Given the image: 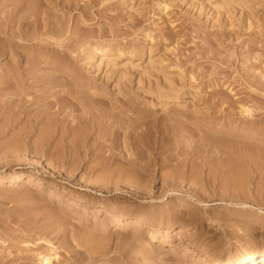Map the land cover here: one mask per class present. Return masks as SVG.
Instances as JSON below:
<instances>
[{"label":"rangeland","instance_id":"obj_1","mask_svg":"<svg viewBox=\"0 0 264 264\" xmlns=\"http://www.w3.org/2000/svg\"><path fill=\"white\" fill-rule=\"evenodd\" d=\"M11 2L0 0V20ZM30 4L63 23L66 53L44 52L35 74H61L72 100L50 81L51 90L28 88L16 118L0 107V264H42L44 254L51 264H209L212 252L233 260L263 251L264 214L238 205H264V0H22L21 11ZM44 41L24 38L21 55ZM7 53L2 67L14 63ZM239 105L254 109L255 127H244ZM146 162L143 179H131ZM19 172L35 182L11 184ZM100 201L164 223L125 227L90 212ZM62 224L94 237L79 238L90 245L79 256L61 246L65 236L72 243ZM151 233L167 243L147 242ZM149 247L167 259L141 256Z\"/></svg>","mask_w":264,"mask_h":264},{"label":"bare ground","instance_id":"obj_2","mask_svg":"<svg viewBox=\"0 0 264 264\" xmlns=\"http://www.w3.org/2000/svg\"><path fill=\"white\" fill-rule=\"evenodd\" d=\"M11 1V0H10ZM21 1L22 0H13V2H11L10 4V6H12V8L11 9H13V11L12 12H10L9 11V13L7 12L6 13V15H4L3 17H2V20H0V58L1 57H3L7 52H9V53H11V55H13V57H15V60H13L14 61V63L13 64H11L12 66H8L7 67V65L5 66H3V67H5V68H3L2 66H0V68H1V70H2V72L0 71V101H2L1 103H0V107L1 108H3L4 109V105H6V107H8L9 108V110H8V108H7V110L8 111H10V112H12L13 113V117H15V114L16 113H19V111H20V108H21V105L23 104V99H25V97H27V95L30 93V91H27L28 90V88H30L31 86H33V84H35L36 86H38L37 84H49L50 83V81L52 82V81H54V82H56V83H61V85L62 86H60V87H56V88H52V91H53V89H56L57 90V88H58V90L61 88V92H62V94L61 95H63L64 97H66V98H68V99H70V100H72V90L70 89V88H72V87H69L68 88V86H70V84L69 85H67V87H66V83L68 82L66 79H68L67 78V75H68V73L66 74V78H65V80L66 81H64V79L63 78H58L57 77V75H61V74H55L54 72H52V71H54L53 69H49L50 71L48 72V71H45L44 73H43V71H41V73L43 74H41L40 73V71H39V73H38V75L37 74H35V72H36V70H38V69H40L39 67H38V63H40L41 61V59H42V57H44V52H48V51H51V52H54V54H55V52L57 53V55L58 54H60L61 52L64 54V52L63 51H60V50H58V47H61L62 46V44L61 43H65V42H60L62 39H61V36H62V31H63V29H64V27H63V23L61 22L60 23V19H58L59 21H56V19L54 20H49V13L48 12H46L45 10H42L41 8V10H42V12H44L45 14L43 15V16H41V17H39V12H40V10L38 9V8H36V7H33V8H31L32 6H34L35 4V6H37V2L34 4V5H32L31 6V4H30V7L29 6H27L26 8H31V10H27V11H21L22 9H25V8H22V6H21ZM41 4H43V3H40V5L38 6V7H40V6H42ZM52 17V16H51ZM41 18V19H40ZM62 21V20H61ZM52 22V23H51ZM30 26H32V30H31V32H28L29 31V28H30ZM40 27H41V30H39L40 29ZM37 35V36H36ZM40 37H44L45 38V40L46 41H44L43 43L44 44H42L44 47H42V48H38V49H36V48H34V50H32V51H34V52H32L31 51V53L29 54V57L27 58V56H26V58L23 56V55H21V50H23L24 51V48H27V44H25V43H23L22 42V40L24 41V38L25 39H31V40H34V39H38V38H40ZM22 39V40H21ZM36 44V43H35ZM60 44H61V46H60ZM28 46H29V44H28ZM41 47V46H40ZM57 47V48H56ZM36 49V50H35ZM60 49V48H59ZM27 50V49H26ZM106 52H107V50H102V53H105L106 54ZM24 53H26V52H24ZM29 53V52H28ZM61 53V54H62ZM8 54V53H7ZM62 54V55H63ZM66 54V53H65ZM64 54V55H65ZM26 55V54H25ZM56 55V56H57ZM55 56V55H54ZM53 56V57H54ZM59 56L60 55H58L57 57L59 58ZM23 57H24V59H23ZM52 57V58H53ZM53 58V60L54 61H58V58ZM61 57V56H60ZM66 57H67V59L66 60H69V56L68 55H66ZM52 58H51V60L50 61H52ZM64 58V56H62V59ZM12 59H14V58H12ZM26 62V63H28V66H25V64H23V62L24 61ZM61 60V59H60ZM64 60V59H63ZM63 60H62V62H63ZM12 61V62H13ZM11 62V63H12ZM69 62V61H68ZM4 63V62H3ZM9 63V62H8ZM22 64L24 65V67L22 66ZM1 65V64H0ZM3 65V64H2ZM57 66V65H56ZM45 70H47V69H45ZM57 71V70H56ZM58 73H63V72H58ZM65 73V72H64ZM64 73L62 74V76L64 75ZM70 76H71V74H69ZM65 76V75H64ZM72 78V77H71ZM165 80H167L166 81V83H167V86L170 88V89H172V85H171V81L169 80V79H165ZM49 81V82H48ZM61 81H63V82H61ZM69 81H71V80H69ZM171 83H170V82ZM48 82V83H47ZM168 82H169V84H168ZM53 84V86L55 85V83H52ZM41 85V86H42ZM59 85V84H58ZM40 86V87H41ZM51 86L50 84L49 85H47V88H49V87ZM56 86V85H55ZM54 86V87H55ZM39 87V86H38ZM44 87V86H43ZM52 87V86H51ZM31 89V88H30ZM46 89V88H45ZM50 90H51V88H49ZM41 91H43L44 90V88H43V90L42 89H40ZM48 90V89H47ZM45 91V90H44ZM30 94H32V93H30ZM15 97V98H14ZM34 97V96H33ZM32 97V98H33ZM12 98H14V99H16L18 102L16 103L15 102V106H13L12 107V105L11 104H13L12 102H14L15 100H13ZM30 98H31V96H30ZM7 99H12V101H10V100H7ZM234 99V98H233ZM236 99V98H235ZM234 99V101H236ZM26 100H27V98H26ZM14 105V104H13ZM223 105V104H222ZM225 106V105H224ZM224 106H221L222 107V109L224 108ZM240 106V105H239ZM221 107H220V109H221ZM1 111H2V109H0ZM6 110V109H5ZM6 110V111H7ZM22 110V109H21ZM4 111V110H3ZM8 111H7V113H8ZM221 111V110H220ZM254 111V109H252V108H250V107H248V106H240L239 107V110H238V115L239 116H241V118H243V119H246L247 121L246 122H248V123H244V127L247 125V126H249L250 128L252 127H255V124H258V123H256V121L252 118L254 115H253V112ZM21 113V112H20ZM221 113V112H220ZM0 114H1V112H0ZM9 114V113H8ZM7 114V115H8ZM18 115H20V114H18ZM17 115V116H18ZM11 116V115H10ZM10 116H9V118H10ZM16 116V117H17ZM12 117V118H13ZM15 117V118H16ZM12 118H10V120L12 119ZM14 118V119H15ZM255 121H253V120ZM9 119H8V121H10ZM13 120V119H12ZM11 120V121H12ZM254 122H252V121ZM258 122V121H257ZM11 123V122H10ZM9 123V124H10ZM259 123H261L260 121H259ZM7 124V123H6ZM246 124V125H245ZM260 125V124H259ZM6 126H8V124L6 125ZM223 126L224 125H222L221 126V128H222V130H221V128H219V132H221V131H223L224 130V128H223ZM247 126H246V129H247ZM263 126V125H262ZM262 126L260 125V128H262ZM248 127V129H250ZM259 127V126H258ZM218 129V128H217ZM3 130V129H2ZM251 130V129H250ZM1 131V130H0ZM250 132V131H249ZM258 134V133H257ZM257 137V136H256ZM256 137L254 136V138L256 139ZM259 138H261L260 137V135H259ZM252 140H254V139H252ZM257 140V139H256ZM258 140H260V139H258ZM256 150H257V148H256ZM258 151V150H257ZM259 152V151H258ZM261 156H262V154H261ZM261 156H259V158L261 157ZM104 157V156H103ZM102 157V158H103ZM101 158V159H102ZM262 158H264V157H262ZM261 159V158H260ZM263 160V159H262ZM102 161V160H101ZM106 161H108V158H105L104 157V160L102 161V162H106ZM264 161V160H263ZM126 162L128 163V164H130V165H133V166H137L138 164L134 161V160H129V159H127L126 160ZM147 162L142 166V168H143V173H138V174H134V175H131L132 176V178L131 179H133V180H141V179H143V175H146V173L148 172V168H147ZM23 176H25V180L27 181V183H34L35 182V177L31 174V173H28V174H26V173H22V172H19L18 174H16L15 176H13L11 179H10V182H11V184H13V183H18L19 181H22V179H23ZM131 176H129V177H131ZM5 178H0V181H3ZM40 179H42L41 177H40ZM53 188L55 189V188H57V186L56 185H53ZM77 189H79V190H89V191H92V192H94V190H91V189H89L88 187H78ZM97 195H101V193H99V192H97L96 193ZM168 194H171V196L172 195H176V196H179V195H181V193L180 192H178V191H175V190H171ZM188 197H189V199H191V200H195V198H193L192 196H190V195H188ZM65 200H68V199H72V200H74V199H77L78 200V198L72 193V194H66V197L64 198ZM141 202L142 203H149L150 202V199L149 200H147V199H142L141 200ZM185 203H190V201H185ZM199 204H201V202L199 201L198 202ZM87 205V204H86ZM238 206H240V208H251L252 210H255V211H257L258 213H260V214H264V205L263 206H253V205H248L247 203H245V202H240V204L238 205ZM90 209V212H94V213H97V214H104L105 213V215L107 214V215H109L110 217H112V219H114V220H117V221H124L123 223H124V226L125 227H135L136 229H137V231H138V228H144L146 225H151V227H152V230L153 231H158L159 229H160V225H162L163 223L162 222H159V221H154V220H152L150 217H142V216H134V215H130V214H117V213H114L112 210H109V209H107V206H106V204L104 203V202H98L97 204H95L94 206H92V207H90L89 208ZM161 212V211H160ZM161 216H162V214H163V211L161 212V213H159ZM106 215V216H107ZM180 217H183V215H180ZM66 224V223H65ZM63 226L62 227H64V229L62 230V232L63 233H61L62 235L64 234V236L65 235H67L66 234V229L69 227V226H67V224L64 226V224H62ZM165 232L166 233H170V231L168 230V224L165 222ZM71 227V226H70ZM256 227V226H255ZM255 227H254V224H253V228H252V230L253 229H255ZM262 227V226H261ZM66 228V229H65ZM134 228V229H135ZM77 228H73V227H71L70 228V233L68 234V235H70V238H69V240L70 241H72V243L71 242H68L67 240H68V238H67V236H65V238L62 240V244H61V246L62 247H64L65 249L67 248V250H69V248L71 249V252L72 253H77L76 251H78L77 250V247L78 246H81L82 248H83V245H84V248H83V250L85 249V246H90L89 245V242H88V244L87 243H85V241H83L84 242V244L83 245H81V243L78 241L79 240V238L81 239V241L85 238V235H87V237H86V239L85 240H89V237L88 236H90L91 234H89L88 235V233L87 234H85L84 235V238L82 239L81 237H83V235L81 236L80 235V237H79V234H78V232H80V230L81 229H77ZM69 230V229H68ZM68 230H67V232H68ZM133 230V229H132ZM134 231V230H133ZM132 231V232H133ZM137 231H136V233L134 234L133 233V236H131L130 238H133V240L135 239H137V238H139V234L137 233ZM141 231V230H140ZM61 232V231H60ZM177 232H182V230L181 229H177ZM80 234H82V232L80 233ZM99 234V233H98ZM124 234V233H123ZM129 235H127L128 237L127 238H129V236H130V233H128ZM132 234V233H131ZM141 234V233H140ZM195 234V233H194ZM189 235L190 236V238L192 237V236H194L195 237V235ZM5 235H6V233H5ZM92 235H94V234H92ZM97 234H95L94 236H96ZM7 236V235H6ZM16 236V235H15ZM121 236V235H120ZM93 237V236H92ZM91 236H90V238H92ZM97 237L99 238V241H100V237L101 236H99V235H97ZM123 237H125V236H123ZM196 237H198V236H196ZM88 238V239H87ZM94 238V237H93ZM118 238H120V237H118ZM126 238V237H125ZM125 238H123L121 241H124L125 240ZM126 238V239H127ZM72 239V240H71ZM102 239V238H101ZM121 239V238H120ZM158 239V240H157ZM168 239V236L167 235H165V236H163V237H155V235L154 234H150V236H149V239L147 240V242H150V241H157L159 244H164L165 242H166V240ZM198 239H199V237H198ZM133 240H132V242H133ZM192 240H194L195 241V238H192ZM196 240H197V238H196ZM101 241H103V240H101ZM125 241H127V240H125ZM124 241V242H125ZM128 241H129V239H128ZM140 240L138 239L137 240V242L136 243H138ZM193 241V242H194ZM91 242H93V240L91 241V239H90V243ZM130 243H131V241H129ZM196 242V241H195ZM197 242H199V240L197 241ZM130 243H128V244H130ZM136 243H135V246H136ZM167 243V242H166ZM87 244V245H86ZM127 244V242H125V245ZM125 245H123V247L125 246ZM132 245H134V244H132ZM130 246V245H129ZM80 247V248H81ZM87 248V247H86ZM125 248H126V246H125ZM79 249V248H78ZM88 249V248H87ZM124 249V248H123ZM129 249V248H128ZM130 249H131V247H130ZM141 249V248H140ZM145 249V248H144ZM89 250V249H88ZM139 250V249H138ZM138 250L136 249L135 251H133V253L135 252V253H138ZM79 251L80 252H82V250H80L79 249ZM90 251V250H89ZM124 251V250H123ZM199 252L200 253H203V250H201V248L199 249ZM79 253V252H78ZM77 253V254H78ZM83 253V252H82ZM88 253V252H87ZM87 253H85V251H84V254H87ZM91 254L93 253V251L92 252H90ZM141 254V256H146V255H150L149 257L151 258V256L153 257V255H151V254H156L155 256L157 257V258H161V259H167V252H165V254H163V250L160 248V249H158V248H151V247H149V248H146L144 251H141L140 252ZM213 254H205L204 256H205V258L204 259H206V260H208L209 261V264H264V250L263 251H261L260 253H256V252H248V253H246L245 255H243L242 257H236V258H234L233 260H231L230 258H225L221 253L220 254H216V252L214 253V252H212ZM9 254V253H8ZM91 254H90V257H91ZM163 254V255H162ZM170 254V253H169ZM168 254V256H170ZM38 255V254H37ZM40 255V254H39ZM80 254H78V256H79ZM89 254H87V256H88ZM123 256H124V254H122ZM138 255H139V253H138ZM139 255V256H140ZM3 256V255H2ZM1 255H0V257L1 258H3ZM41 256V255H40ZM172 257H173V255H171ZM170 256V257H171ZM7 257V256H6ZM125 257V256H124ZM147 257V256H146ZM169 257V258H170ZM40 258V257H39ZM54 258H56V255H55V257ZM140 258H142V257H140ZM144 258V257H143ZM156 258V259H157ZM4 259H7V258H5V256H4ZM41 259H42V262L43 261H45V262H43L44 264H51L50 263V259H51V256H49V255H46L45 256V254H44V256H41ZM40 259V260H41ZM80 259H82V257L80 258ZM123 259V258H122ZM1 260H2V262H3V259H0V262H1ZM11 260V259H10ZM169 260V259H168ZM170 260H172L171 258H170ZM173 261H174V259H173ZM177 261V260H176ZM8 262V261H7ZM13 262V261H12ZM178 262V261H177ZM4 263H6V260H5V262ZM3 263V264H4ZM42 263V264H43ZM123 263V262H122ZM178 263H180V262H178ZM198 263V262H197ZM20 264H24L23 262L22 263H20ZM115 264V263H114ZM177 264V263H176ZM181 264V263H180ZM196 264V263H195Z\"/></svg>","mask_w":264,"mask_h":264}]
</instances>
